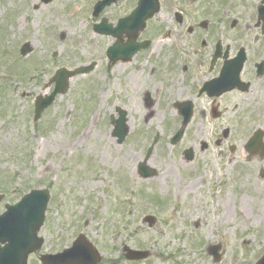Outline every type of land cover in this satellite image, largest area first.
Returning <instances> with one entry per match:
<instances>
[{"label": "rangeland", "instance_id": "1", "mask_svg": "<svg viewBox=\"0 0 264 264\" xmlns=\"http://www.w3.org/2000/svg\"><path fill=\"white\" fill-rule=\"evenodd\" d=\"M8 1H0V20L7 5L18 11L26 1L27 8H20V13L10 11L0 27V53L10 52L6 61L0 57V193H5L0 213L6 202L18 201L31 189L47 188L51 193L39 231L44 244L29 256L28 264H40L41 253L70 246L80 232L99 250L101 264H254L264 253L261 238L252 235L264 232V180L255 181L257 167L264 162L237 167L233 190L229 184L219 193L208 185L217 178L204 174L205 156L198 154L197 118L181 142L170 144L173 131L163 127L164 115L158 113L145 123L148 115L144 110H134V93L117 94L122 82L113 79L119 73L117 67L108 76L102 65L90 77L73 78L68 92L57 96L34 122L36 96L53 89L50 81L56 66L71 64L70 46L80 48L82 43H90L92 34L84 21L83 0H56L52 19L66 40L61 43L57 34L46 43L43 38L41 44L34 40L31 45L36 52L29 60L19 61L11 52L10 42L20 39L21 25L23 34L39 29L41 13L35 11L34 17L30 13L33 24H24L28 10L33 11L29 0H14L12 7ZM259 1H236L243 20L254 14ZM69 4L79 7L72 19L67 16ZM16 15L21 22L13 27ZM36 38L41 39L40 35ZM91 42V46L101 43L100 39ZM56 50L58 55L51 58ZM42 56L49 67L36 72ZM33 61L38 69L27 74L34 72L32 77H11L20 69L26 74L28 63ZM260 100L261 113L240 115L241 122H259L264 127V94ZM117 106L128 110L129 119L128 136L120 145L111 136L113 126L109 122L110 115L117 117ZM157 130L159 141L146 162L158 173L144 180L137 173V165L145 160ZM189 147L195 158L187 163L182 152ZM211 191L215 192L212 197ZM147 214L156 217L153 226L143 221ZM197 221L202 235L195 227ZM217 231H222L228 241L221 242L222 258L215 263L205 250L218 242L214 240ZM125 245L152 253L145 260L131 262L123 256Z\"/></svg>", "mask_w": 264, "mask_h": 264}, {"label": "flooded vegetation", "instance_id": "2", "mask_svg": "<svg viewBox=\"0 0 264 264\" xmlns=\"http://www.w3.org/2000/svg\"><path fill=\"white\" fill-rule=\"evenodd\" d=\"M83 1L87 5L86 12L92 15L100 0ZM110 1L98 13V18L107 19L116 25L119 19L135 10L140 0ZM158 1V11L153 15L146 11L143 15L148 19L142 28H125L118 36L127 47L131 48V44H134L132 59H124L129 56L127 49L119 52L121 59L112 63L108 47L117 39L100 36L102 42L97 46L82 43L80 48H74L72 45L70 63L76 67L80 63L96 61L98 66H104L107 73H112L116 67L120 68L118 75L113 77L122 81L117 92L134 93V110H144L148 115L147 121L158 113L164 115L163 127L168 131L176 132L181 126L182 114L190 113L185 137L196 117L198 154L205 156L204 174H210L211 178L213 175L225 174L221 184H233L235 173H239L237 167L264 162L257 152L250 153L247 146L248 140L261 128L260 125L240 121V115L261 113L264 66L262 73H258L257 66L264 60V23L258 20L257 10L261 0L254 14L246 15L245 20L241 16L243 11H239L241 6L236 5L235 0ZM55 2L29 0L33 11L28 10L24 24H33L30 13L34 17L38 10L42 25L33 31L35 33L30 30L23 34L21 31L25 30L24 25L20 24L23 29L19 32L20 46L28 43L27 48L34 51L31 45L34 40L41 44L43 37L46 43L50 37L56 36L58 28L52 19ZM8 4L12 7L14 0H9ZM153 4L154 0H149L147 8L150 9ZM18 8H27L26 1ZM41 9L49 16H45ZM19 10L7 5L4 22L9 18L10 11L20 13ZM16 17L17 23L13 27L21 22ZM27 27L30 28L29 25ZM38 35L41 39L36 38ZM242 50L244 63L240 71V82H236V57H239ZM245 119L249 120V117ZM263 167H257L256 182L264 180L261 176ZM248 174L251 175L250 172ZM199 180L202 184L205 182L203 174ZM213 194L211 191L209 196ZM214 236L215 241L227 238L223 234Z\"/></svg>", "mask_w": 264, "mask_h": 264}, {"label": "water", "instance_id": "3", "mask_svg": "<svg viewBox=\"0 0 264 264\" xmlns=\"http://www.w3.org/2000/svg\"><path fill=\"white\" fill-rule=\"evenodd\" d=\"M69 76V72L61 71L59 78H56V88L51 96L46 99H38L35 110L36 117L53 101L56 93L67 90ZM125 114L126 112L120 111V118L117 120L114 130V135L118 136L119 142L124 139L128 131L125 125ZM139 172L145 178L155 175V170L146 166L145 163L139 164ZM47 195V191H32L18 204L6 205L7 211L0 215V242L5 243L4 246H0V264H26L29 252L40 246L41 240H37L36 232L43 220ZM147 219L153 223L152 218L148 217ZM217 249L218 246L210 247L209 251L218 259ZM126 251V256L131 259L141 257L143 254L129 249ZM42 260L44 264H96L99 256L84 237H80L74 242L72 248L57 255L43 256ZM258 264H264V257Z\"/></svg>", "mask_w": 264, "mask_h": 264}]
</instances>
